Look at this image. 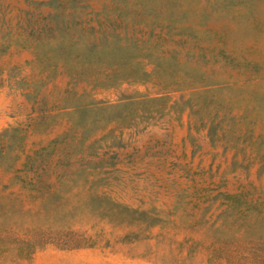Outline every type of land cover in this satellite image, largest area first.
Segmentation results:
<instances>
[{
	"label": "rangeland",
	"instance_id": "obj_1",
	"mask_svg": "<svg viewBox=\"0 0 264 264\" xmlns=\"http://www.w3.org/2000/svg\"><path fill=\"white\" fill-rule=\"evenodd\" d=\"M0 264H264V0H0Z\"/></svg>",
	"mask_w": 264,
	"mask_h": 264
}]
</instances>
